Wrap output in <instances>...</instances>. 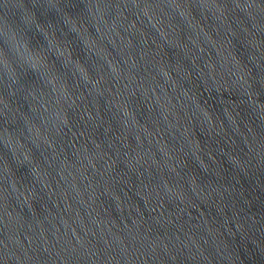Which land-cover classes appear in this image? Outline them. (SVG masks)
<instances>
[{
  "label": "water",
  "instance_id": "1",
  "mask_svg": "<svg viewBox=\"0 0 264 264\" xmlns=\"http://www.w3.org/2000/svg\"><path fill=\"white\" fill-rule=\"evenodd\" d=\"M0 264H264V0H0Z\"/></svg>",
  "mask_w": 264,
  "mask_h": 264
}]
</instances>
